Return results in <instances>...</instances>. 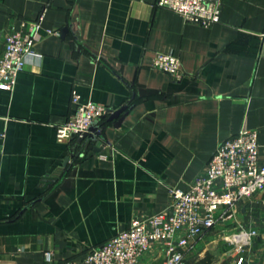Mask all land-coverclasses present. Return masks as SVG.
Listing matches in <instances>:
<instances>
[{
	"label": "crops",
	"instance_id": "crops-1",
	"mask_svg": "<svg viewBox=\"0 0 264 264\" xmlns=\"http://www.w3.org/2000/svg\"><path fill=\"white\" fill-rule=\"evenodd\" d=\"M157 1L0 0V57L9 30L43 16L37 55L0 89V264H48L49 251L85 264L88 250L167 210L170 190H188L242 128L257 132L264 164V0H221L208 27ZM155 53L179 57L184 76L154 69ZM74 91L110 111L90 150L57 141ZM234 211L191 257L264 264V193ZM239 225L259 233L242 254L225 241ZM162 260L154 251L142 264Z\"/></svg>",
	"mask_w": 264,
	"mask_h": 264
},
{
	"label": "built area",
	"instance_id": "built-area-1",
	"mask_svg": "<svg viewBox=\"0 0 264 264\" xmlns=\"http://www.w3.org/2000/svg\"><path fill=\"white\" fill-rule=\"evenodd\" d=\"M158 8L180 14L187 22L203 27L220 23L221 0H158ZM43 16L24 21L23 31L9 30L4 36L0 57V89L13 90L25 70L27 58L36 56ZM152 67L173 77L184 76L182 64L174 54L155 53ZM76 113L57 127V141L81 142L92 126L110 114L103 104L80 102L74 91ZM264 193V164L260 163V145L255 130L242 128L219 145L205 171L186 191L170 190V207L144 220H134L129 229L119 232L102 246L85 255V264H142L154 251L163 256L161 264H187V257L220 224L233 221L235 206L245 199ZM228 223L225 227L228 226ZM238 225V224H237ZM259 237L256 229L239 225L225 241L242 254ZM48 264L55 263L53 252H46ZM241 255L237 264H244Z\"/></svg>",
	"mask_w": 264,
	"mask_h": 264
},
{
	"label": "trees",
	"instance_id": "trees-1",
	"mask_svg": "<svg viewBox=\"0 0 264 264\" xmlns=\"http://www.w3.org/2000/svg\"><path fill=\"white\" fill-rule=\"evenodd\" d=\"M107 120V117L103 118L101 121H100V127L104 128L105 125L107 124L106 122ZM93 140L92 139H85L83 140L82 142L79 140V139H75L71 142V144H73L75 146V149L76 150H80V149H84V148H87L88 150H90L91 148V145H92V142ZM75 150V152H76ZM187 264H211V260L210 258H205V259H202V260H199L197 263H194L193 261L190 263L187 259Z\"/></svg>",
	"mask_w": 264,
	"mask_h": 264
},
{
	"label": "water",
	"instance_id": "water-1",
	"mask_svg": "<svg viewBox=\"0 0 264 264\" xmlns=\"http://www.w3.org/2000/svg\"><path fill=\"white\" fill-rule=\"evenodd\" d=\"M127 109H128V106H124L120 110L113 112L110 115L109 120L118 117L120 114L124 113ZM84 137L88 138V139H92V140H97L99 137L100 138L102 137V131L98 130V126H92L90 131L88 133H86ZM94 151L97 152L96 149Z\"/></svg>",
	"mask_w": 264,
	"mask_h": 264
},
{
	"label": "rangeland",
	"instance_id": "rangeland-1",
	"mask_svg": "<svg viewBox=\"0 0 264 264\" xmlns=\"http://www.w3.org/2000/svg\"><path fill=\"white\" fill-rule=\"evenodd\" d=\"M235 232H236V231H235ZM255 241H256V240H255ZM255 241H254V243H255ZM200 244H201V243H199L198 246H197V248H199V249H200L201 247H203V245H200ZM252 246H253V245H252ZM228 248H229V249H233L234 247L231 246V245H229ZM248 248H250V247H248ZM191 255H193V253L189 254L188 257H187V258H188V261H189L190 263H191L192 261H193L194 263H197L199 260H201L202 258H204V257L206 256V255H204V257H201V256H203V255H201V256L199 257V256L196 255V258H193V257H191ZM214 258H215V257H214ZM215 259H216V258H215Z\"/></svg>",
	"mask_w": 264,
	"mask_h": 264
}]
</instances>
